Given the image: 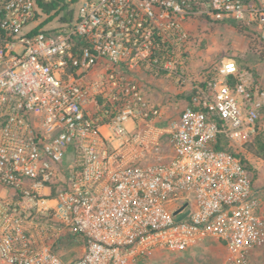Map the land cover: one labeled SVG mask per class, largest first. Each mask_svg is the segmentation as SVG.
Returning a JSON list of instances; mask_svg holds the SVG:
<instances>
[{
  "label": "built area",
  "instance_id": "built-area-1",
  "mask_svg": "<svg viewBox=\"0 0 264 264\" xmlns=\"http://www.w3.org/2000/svg\"><path fill=\"white\" fill-rule=\"evenodd\" d=\"M224 20L264 42V0H0V264H134L207 239L223 264H264L244 156L264 86L233 57L187 69L194 28ZM149 75L188 92L176 117L148 97ZM70 232L83 250L64 263Z\"/></svg>",
  "mask_w": 264,
  "mask_h": 264
},
{
  "label": "rangeland",
  "instance_id": "rangeland-1",
  "mask_svg": "<svg viewBox=\"0 0 264 264\" xmlns=\"http://www.w3.org/2000/svg\"><path fill=\"white\" fill-rule=\"evenodd\" d=\"M79 6L80 4L77 3L76 8ZM42 19H45L44 15H42ZM67 20H69L68 16ZM64 24H68V22L62 21L59 15L46 24L44 28L49 30L50 33L55 34V32H59L65 26ZM33 27L34 24L25 26L21 30L20 35H24ZM193 33L197 35V42L199 44L196 41L191 44V55L187 68L189 74L197 78L202 72L211 70L223 58L233 57L239 61L242 69L252 71L264 86V59H262V57L264 58V42L254 37L252 33L246 31L239 25L233 26L225 20L202 21L194 28ZM196 61L200 63L198 66L195 63ZM162 78L151 75L147 76L145 79L146 91L150 92L152 90L154 95L158 93L165 94L167 92L168 95L171 93L175 95L174 92L177 90L176 87L178 85L172 80ZM160 79L164 80V85H161ZM166 84L167 86H165ZM166 88L168 89L166 90ZM165 95L167 96L166 98L170 97L167 94ZM148 97L150 98L149 95ZM171 103L174 104V102ZM165 121V119L158 120L156 123L161 124V122ZM262 123L261 138L264 143V117H262ZM260 146L256 143L251 149L244 148V156L248 160V166L252 170L254 181L257 179L258 173H260L258 177L260 180L256 184L264 181V168L258 170L259 164L264 163V150L262 151ZM259 191V198L261 199L260 196L264 198V189H260ZM193 207L194 204H189L184 213L176 214V219L185 217L192 211ZM80 239L83 242L82 236H80ZM56 245V249L64 263L79 256L83 250V243L78 242L68 243L63 241ZM223 258V247L217 241L207 239L184 251H155L146 257L137 259L134 264H223Z\"/></svg>",
  "mask_w": 264,
  "mask_h": 264
},
{
  "label": "crops",
  "instance_id": "crops-1",
  "mask_svg": "<svg viewBox=\"0 0 264 264\" xmlns=\"http://www.w3.org/2000/svg\"><path fill=\"white\" fill-rule=\"evenodd\" d=\"M195 63H196L197 66L200 64L197 61ZM162 79H160L161 85H164L163 84L164 80H162ZM165 86H167V84ZM176 88H177V90H175V92H174L175 95H173L172 93H171L172 95L171 94L168 95V92L165 93L168 96H170L168 98H166L167 96L165 94H162V93H158V94L154 95L152 93V90H150V92H148V95L150 96V98H151L152 101H154L156 103H163V104H167L168 105V109H167V112H166V116H168L169 118L170 117H176L177 116V110L175 109L176 102H178L180 104L181 108H183V107H185L188 104L189 99H190V97L188 96V92L187 91H184L183 92L181 88H179V87H176ZM167 89L168 88H166V90ZM173 96H174V98H172ZM171 102H174V104H172ZM171 105H174V106H171ZM165 122H161V124H164ZM261 168H264V163L263 164H261V163L259 164L258 170L261 169ZM259 174L260 173H258L257 179L255 181L253 179V186L258 191L260 189H264V181H262L260 184H256V182L258 180H260L258 178L259 177ZM260 197H261V199L263 201V206H264V198H262V196H260ZM263 212H264V209H263ZM261 260H263V257L261 255H260V257H257L256 254H255V256H253V264H259L261 262Z\"/></svg>",
  "mask_w": 264,
  "mask_h": 264
},
{
  "label": "trees",
  "instance_id": "trees-1",
  "mask_svg": "<svg viewBox=\"0 0 264 264\" xmlns=\"http://www.w3.org/2000/svg\"><path fill=\"white\" fill-rule=\"evenodd\" d=\"M40 3L42 4V5H44V8H45V10L47 11V12H51L52 11V9H54L55 7H56V5H57V3H55L54 1H46V3L44 4V3H42L41 1H40ZM53 17V16H52ZM52 17H50V19L52 18ZM228 22H230L233 26H237L236 25V22L235 21H228ZM43 25V24H42ZM41 25V26H42ZM79 41V40H78ZM262 59H264L263 57H262ZM241 67V66H240ZM263 112H264V109H263ZM263 117H264V115H263ZM262 131V130H261ZM261 132L255 137V139L253 140V141H251V142H249V143H247L246 144V148L247 149H251L256 143L257 144H259V145H261L260 147H261V149H262V151L264 150V143L262 142V138H261ZM225 146V144L224 145H222L221 146V144H219V145H217V147L218 148H223ZM245 161V160H244ZM249 167V166H248ZM250 168V167H249ZM80 236H81V234L80 233H78V232H70V233H67V235L65 234V235H63L61 238H60V240L58 241V243H61V242H63V241H65V242H78V243H83L82 241H81V239H80ZM138 259H140V258H138Z\"/></svg>",
  "mask_w": 264,
  "mask_h": 264
},
{
  "label": "water",
  "instance_id": "water-1",
  "mask_svg": "<svg viewBox=\"0 0 264 264\" xmlns=\"http://www.w3.org/2000/svg\"><path fill=\"white\" fill-rule=\"evenodd\" d=\"M178 211H176L175 213H177Z\"/></svg>",
  "mask_w": 264,
  "mask_h": 264
}]
</instances>
